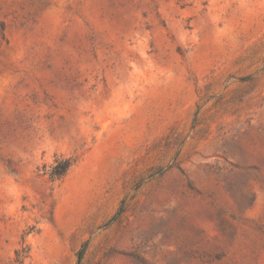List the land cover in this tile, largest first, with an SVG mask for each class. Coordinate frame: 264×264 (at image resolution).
<instances>
[{"label": "rangeland", "instance_id": "rangeland-1", "mask_svg": "<svg viewBox=\"0 0 264 264\" xmlns=\"http://www.w3.org/2000/svg\"><path fill=\"white\" fill-rule=\"evenodd\" d=\"M0 264H264V0H0Z\"/></svg>", "mask_w": 264, "mask_h": 264}, {"label": "trees", "instance_id": "trees-1", "mask_svg": "<svg viewBox=\"0 0 264 264\" xmlns=\"http://www.w3.org/2000/svg\"><path fill=\"white\" fill-rule=\"evenodd\" d=\"M69 166H70L69 161L65 160L60 169H58L59 166H56V168L52 171L51 176L53 178H59V177L63 176L66 173V171L68 170ZM111 220H113V218ZM107 224H109V222ZM82 250L80 251V256H81Z\"/></svg>", "mask_w": 264, "mask_h": 264}]
</instances>
